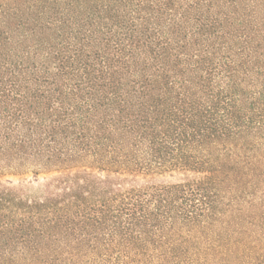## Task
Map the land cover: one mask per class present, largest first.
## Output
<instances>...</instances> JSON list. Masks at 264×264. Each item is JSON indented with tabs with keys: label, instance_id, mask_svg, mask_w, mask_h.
Here are the masks:
<instances>
[{
	"label": "trees",
	"instance_id": "obj_1",
	"mask_svg": "<svg viewBox=\"0 0 264 264\" xmlns=\"http://www.w3.org/2000/svg\"><path fill=\"white\" fill-rule=\"evenodd\" d=\"M0 264H264V0H0Z\"/></svg>",
	"mask_w": 264,
	"mask_h": 264
},
{
	"label": "rangeland",
	"instance_id": "obj_2",
	"mask_svg": "<svg viewBox=\"0 0 264 264\" xmlns=\"http://www.w3.org/2000/svg\"><path fill=\"white\" fill-rule=\"evenodd\" d=\"M28 177H31V174H27ZM7 178H9V180H13L16 182L17 177H12V176H8ZM179 178L178 175H161V176H153L150 177L149 180H151L152 182H168V181H175Z\"/></svg>",
	"mask_w": 264,
	"mask_h": 264
}]
</instances>
